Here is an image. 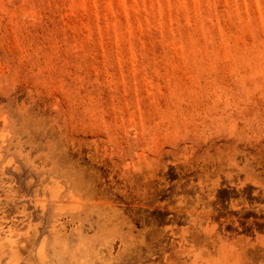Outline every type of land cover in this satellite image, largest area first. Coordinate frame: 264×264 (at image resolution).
Wrapping results in <instances>:
<instances>
[{"label":"rangeland","instance_id":"1","mask_svg":"<svg viewBox=\"0 0 264 264\" xmlns=\"http://www.w3.org/2000/svg\"><path fill=\"white\" fill-rule=\"evenodd\" d=\"M0 264H264V0H0Z\"/></svg>","mask_w":264,"mask_h":264}]
</instances>
